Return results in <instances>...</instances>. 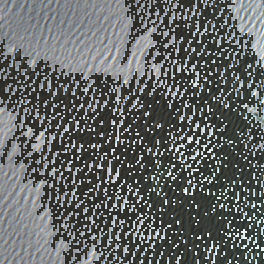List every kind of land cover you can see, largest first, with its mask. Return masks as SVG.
I'll use <instances>...</instances> for the list:
<instances>
[{"label":"water","instance_id":"obj_1","mask_svg":"<svg viewBox=\"0 0 264 264\" xmlns=\"http://www.w3.org/2000/svg\"><path fill=\"white\" fill-rule=\"evenodd\" d=\"M0 264H264V0H0Z\"/></svg>","mask_w":264,"mask_h":264}]
</instances>
